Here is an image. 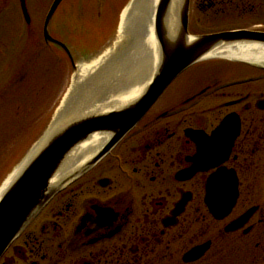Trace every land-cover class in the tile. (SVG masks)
<instances>
[{
    "label": "flooded vegetation",
    "instance_id": "af4514ba",
    "mask_svg": "<svg viewBox=\"0 0 264 264\" xmlns=\"http://www.w3.org/2000/svg\"><path fill=\"white\" fill-rule=\"evenodd\" d=\"M231 19L254 22L201 28ZM188 25L264 44V0H191ZM103 147L0 264H264V61L201 59L90 166Z\"/></svg>",
    "mask_w": 264,
    "mask_h": 264
},
{
    "label": "rangeland",
    "instance_id": "374dc122",
    "mask_svg": "<svg viewBox=\"0 0 264 264\" xmlns=\"http://www.w3.org/2000/svg\"><path fill=\"white\" fill-rule=\"evenodd\" d=\"M53 1L27 0L29 26L20 0H0V190L51 127L73 89L78 67L95 63L115 47L123 14L132 3L65 0L51 31L56 39L67 44L71 59L44 38V23ZM253 22L231 19L201 28L209 32L250 26ZM90 36L99 39L92 42ZM134 72L138 74L139 70ZM125 87L129 88L127 82ZM125 87L123 83L122 88ZM174 92L175 86L164 100H170Z\"/></svg>",
    "mask_w": 264,
    "mask_h": 264
},
{
    "label": "water",
    "instance_id": "95a60500",
    "mask_svg": "<svg viewBox=\"0 0 264 264\" xmlns=\"http://www.w3.org/2000/svg\"><path fill=\"white\" fill-rule=\"evenodd\" d=\"M63 1L53 2L45 20L44 38L47 42L63 49L72 59L67 44L54 39L50 33L51 21ZM20 2L25 19L30 24L27 2L26 0H20ZM174 3L175 0H159L154 22L158 65L155 75L143 92L134 101L120 108L104 112H90L65 124L52 135L45 147L6 191L0 200V259L54 194L78 174L75 172L54 185L53 181L57 178L67 157L77 146L85 143L94 135L107 136L108 139L103 149L89 164L93 165L141 121L166 89L187 68L207 58L216 49H227L233 46L264 47L261 36L250 31H232L191 37L188 35L191 0H178L175 6L177 15L175 29L169 32L171 29L167 20ZM131 34L126 35L114 56L129 52L133 42ZM69 97L64 102L62 112L69 109L70 101H73V98L69 99ZM59 112L56 119L62 114Z\"/></svg>",
    "mask_w": 264,
    "mask_h": 264
},
{
    "label": "bare ground",
    "instance_id": "6f19581e",
    "mask_svg": "<svg viewBox=\"0 0 264 264\" xmlns=\"http://www.w3.org/2000/svg\"><path fill=\"white\" fill-rule=\"evenodd\" d=\"M134 1L136 0H132L129 8L123 14L119 38L115 47L95 63L78 67L73 89L68 95L70 96L69 99L73 98V101H70L69 109L62 112L64 102L68 98L67 96L63 101L62 108L59 110V113H62L60 117L55 118L54 123L42 139L4 182L0 190V200L11 184L45 147L52 135L65 124L79 119L90 112H104L120 108L134 101L150 83L158 65V47L155 39L154 22L159 0H138L135 4ZM177 3L178 0H175L167 20L171 29H169V32L175 29V20L177 18L175 6ZM130 33H132L133 42L129 52L121 56H114L117 53L118 46L126 35ZM95 34L97 35V32ZM255 51H260V49L257 47L233 46L227 49H216L208 57H223L232 60L262 63L264 54ZM136 70H139L138 74L134 72ZM143 70L147 72L140 73ZM126 82L129 88L125 87ZM123 83L125 88H122ZM107 91L109 96L106 93ZM97 94L103 95L98 97ZM107 139L106 135L97 134L77 146L67 157L57 178L53 181L54 185L73 175L89 157H92L104 146Z\"/></svg>",
    "mask_w": 264,
    "mask_h": 264
},
{
    "label": "trees",
    "instance_id": "16d2710c",
    "mask_svg": "<svg viewBox=\"0 0 264 264\" xmlns=\"http://www.w3.org/2000/svg\"><path fill=\"white\" fill-rule=\"evenodd\" d=\"M100 32V31H99ZM98 32V33H99ZM103 34V33H102ZM102 34H100V35H102ZM99 39V37H95V36H90L89 37V41H92V42H94V41H97Z\"/></svg>",
    "mask_w": 264,
    "mask_h": 264
}]
</instances>
